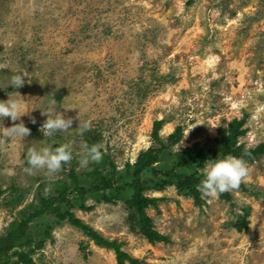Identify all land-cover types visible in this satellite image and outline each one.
I'll list each match as a JSON object with an SVG mask.
<instances>
[{"label": "rangeland", "instance_id": "obj_1", "mask_svg": "<svg viewBox=\"0 0 264 264\" xmlns=\"http://www.w3.org/2000/svg\"><path fill=\"white\" fill-rule=\"evenodd\" d=\"M188 1L0 0V100L20 99L23 114L0 121V237L21 211L39 206L37 192L49 198L62 186L88 190L113 179L128 185L133 168L126 165L158 148L151 131L162 120L163 142L177 127L182 137L138 181L144 197L158 199L143 212L169 243L151 245L141 234L131 188L71 193L61 209L142 264H264V156L246 162V191L230 190L228 202L200 194L197 206L173 176L158 175H201L204 165H177L193 148L212 151L217 129L233 119L245 120V148L264 143V0ZM20 72L25 83L15 89L10 77ZM48 107L71 117V129L44 136ZM21 121L29 135L4 138L3 127ZM79 121L89 124L83 134ZM83 143L99 144L102 158L81 166ZM61 144L70 145L72 159L57 173L26 171L29 147ZM74 163L76 184L67 177ZM94 171L102 179L84 176ZM242 221L248 226L237 231ZM54 222L51 214L32 222L33 242L20 251L34 249L40 226ZM50 234L30 253L35 264H116L112 251L66 222Z\"/></svg>", "mask_w": 264, "mask_h": 264}, {"label": "trees", "instance_id": "obj_2", "mask_svg": "<svg viewBox=\"0 0 264 264\" xmlns=\"http://www.w3.org/2000/svg\"><path fill=\"white\" fill-rule=\"evenodd\" d=\"M192 0H189L190 3ZM164 122L162 120L154 121L152 124L151 139L158 144L157 149H149L148 151L141 153L133 165L127 164V168H133L132 176L133 181L129 182L128 185L116 186V179L108 180L104 182L101 186H96L93 189H83L75 185V187L68 192L67 187L62 186V190L58 191L55 196L44 198L41 197L40 193L37 192V198L39 199L38 207H33L31 205V210L27 212L26 210L21 211L20 218L16 221H12L9 225L8 232L0 237V264H7L9 256H15L16 259L11 264H35L30 253L33 250H40L43 248L46 239L51 240V231L54 227L61 226L63 222H66L70 226L76 228L82 234L93 242L96 247L105 248L113 252L116 264H142L136 258L131 257L127 253L121 250V245L116 241H109L102 237L99 233L88 227L80 219L75 218V216L68 209H61L60 205H65L70 194H76L83 196L87 193L105 191V190H115L122 191L123 189L131 188L134 192L132 195V201L137 205V217H138V227L140 228L141 234L145 237L148 244L155 243H169V239L161 235L160 233L154 231L150 225L149 219L143 212V208L147 206L155 207L158 199L148 198L142 195L141 187L138 181V175L141 170L151 167L153 164L160 160V155L174 145H176L182 137V128L177 127L174 132L167 136L165 142H163L159 137V131L162 128ZM245 124L244 119H233L227 124L225 128L217 129V139L215 140V147L212 151L206 149H191V154L189 158L182 161L177 165L179 169H189L192 166H197L202 168V166L208 160H214L217 158H224L227 155H232L235 157H240L245 160V162H253L260 156H264V143H260L253 148H245L243 144L239 142V139L246 134V129H243ZM75 163L72 165L70 171L67 173L68 179L77 183V177L75 172ZM114 168V166H113ZM97 175L99 179L102 177L97 171L91 173H84L86 177H92ZM158 175L162 178H168L173 176L176 179V186L180 191L190 195L193 198L194 203L199 206L201 201L200 192L197 190V185L199 184L202 176L186 175L185 173L177 174L176 169H172L169 172H159ZM58 186L62 185V182L55 183ZM243 192L246 191L245 186L240 183L237 189ZM232 191V190H231ZM3 191L0 192L2 194ZM220 200L230 201L231 194L230 191L223 192L217 196ZM46 214H51L55 218L54 224L41 225L42 238L36 241L34 249L25 251H20L23 246H29L33 241L27 235L30 230V225L37 219L42 218ZM248 222L242 221L240 225L236 228L237 231L247 228Z\"/></svg>", "mask_w": 264, "mask_h": 264}, {"label": "clouds", "instance_id": "obj_3", "mask_svg": "<svg viewBox=\"0 0 264 264\" xmlns=\"http://www.w3.org/2000/svg\"><path fill=\"white\" fill-rule=\"evenodd\" d=\"M22 72L13 74L10 77V83L13 88L19 89L25 83ZM21 100L8 96L6 100H0V121L8 117L11 121H19L21 114ZM56 103L53 99L52 104ZM41 115L46 119L42 124L43 135L51 137L54 133L64 132L71 129L73 119L66 118V113L56 111L53 115L51 107L41 110ZM35 123V120H32ZM89 127L87 122L79 121L76 130L83 134ZM30 130L21 121L14 123L10 127H3L2 134L4 138L20 137L25 138L29 135ZM99 144L81 145L80 160L81 166L86 165L89 161L98 162L102 158ZM72 159V152L69 144H61L56 147L45 146L40 149L29 147L25 153V160L28 167L26 171L31 173L33 170L44 169L47 174L57 173L63 163ZM202 179L196 186L197 190L203 197L216 198L219 194L237 189L241 180L247 176L248 168L245 160L240 157L227 155L224 158L208 160L202 169H200Z\"/></svg>", "mask_w": 264, "mask_h": 264}]
</instances>
